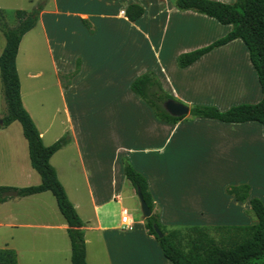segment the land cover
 <instances>
[{
  "label": "crops",
  "instance_id": "1",
  "mask_svg": "<svg viewBox=\"0 0 264 264\" xmlns=\"http://www.w3.org/2000/svg\"><path fill=\"white\" fill-rule=\"evenodd\" d=\"M173 1L49 0L18 44L15 69L23 109L44 146L66 138L49 164L82 222L86 264H170L147 234L142 217L134 221L127 211L132 229L120 228V210L125 209L120 193L127 189L128 197L136 196L123 177L122 159L145 179L153 213L165 227L249 225L248 200L256 198L264 206V161L259 155L264 138L258 123L187 115L168 124L155 119L129 90L134 78L151 72L165 93L188 108L209 106L224 112L261 98L239 39L187 67L176 66L177 55L207 46L231 26L192 11L178 12ZM209 1L232 4L235 0ZM130 4L143 9L133 22L123 16ZM81 20H86L91 33ZM3 46L4 38L0 53ZM76 61L78 71L69 78ZM46 62L50 78L39 89L43 74L33 70ZM220 62L237 66L234 77L216 69ZM49 83L56 89L52 91L56 104ZM45 91L52 102L40 98ZM8 148L11 157L16 148L20 150L15 154L19 164L15 163L14 177H8L4 163ZM246 156L256 159L246 177L227 179ZM38 183L20 125L0 127V187ZM229 184L247 185L246 201L227 196L224 190ZM17 230L23 235L15 239ZM0 234V248L12 249L17 264H70L66 224L49 192L7 197L0 203Z\"/></svg>",
  "mask_w": 264,
  "mask_h": 264
},
{
  "label": "trees",
  "instance_id": "2",
  "mask_svg": "<svg viewBox=\"0 0 264 264\" xmlns=\"http://www.w3.org/2000/svg\"><path fill=\"white\" fill-rule=\"evenodd\" d=\"M173 6L178 12L192 11L212 18L219 24L231 26L228 33L207 46L177 55L176 66L187 67L203 54L231 40L239 39L246 48L248 61L261 94L260 100L255 104H240L224 112H218L209 106H192L189 107L188 115L226 123L256 122L261 126L264 138V0H235L232 4L209 0H174ZM42 8L43 5L38 4L30 11L15 10L13 12L15 25L11 28L6 25L4 14L0 10V33L4 38V46L0 53V88L4 113L0 118L2 122L0 127H7L12 122L20 125L22 137L26 142L29 165L39 177L37 185L22 188L0 187V203L7 199L1 197L4 191H15L16 197L49 192L66 224L70 264H86L82 222L49 164V158L66 143V138H60L53 144L44 146L20 102L19 82L15 69L18 44L22 36L35 26ZM142 13V7L136 4H130L123 10V16L128 22L136 21ZM81 23L91 33L86 20H81ZM77 71L78 61L68 77L71 78ZM129 90L150 108L158 121L175 124L184 119L174 118L165 113L162 108L164 101H178L161 89L158 79L151 72L142 73L134 78ZM121 164L124 179L134 191L137 189L140 191L150 211V216L143 220L144 228L147 234L153 237L163 257L170 264H264V206L258 199L248 200L249 212L253 218L249 225L165 227L159 223L156 213H153L154 205L145 179L134 171L126 159H122ZM224 191L227 196L239 203L248 198V186L245 184L227 186ZM153 225L162 234L161 238L155 235ZM0 264H17L15 252L6 247L0 248Z\"/></svg>",
  "mask_w": 264,
  "mask_h": 264
},
{
  "label": "rangeland",
  "instance_id": "3",
  "mask_svg": "<svg viewBox=\"0 0 264 264\" xmlns=\"http://www.w3.org/2000/svg\"><path fill=\"white\" fill-rule=\"evenodd\" d=\"M48 2H49V0H0V9L4 11V21H5L6 25L9 28H11V27H13L15 25V19H14V16H13V12L15 10L30 11L31 9L35 8L36 5H38V4H42L43 7H46L48 5ZM199 23H200V25H202V23H205V21L204 22L200 21ZM206 26L210 27L209 24L206 25ZM0 40H2V42H3V37L2 36L0 37ZM242 59H243V57H242ZM20 64L22 65V68L25 67V61L24 60H21ZM39 65H40L39 69H34L33 71L39 70L43 74V76L39 80V84H38L39 89H41L42 87H46V85H48L46 83V78H50V74L48 75V73L50 72V67H49L47 62L43 63V64L39 63ZM236 67L237 66H235V68ZM235 68H233L231 65L225 64V62H220L216 66L217 70H223L224 72H226V74H230L231 77H234V75L236 73V70H234ZM49 87H50L49 93L52 95L53 101L56 104V102L58 103V100H57V97H56V93L52 92L53 90L56 91V89H54V87H52L50 85V83H49ZM47 96H48V94L45 91L44 94L40 95V98L45 99V100L47 99V100H50V102H52V98L48 99ZM0 98L2 100L1 88H0ZM37 98H39V97H37ZM1 102H2V105H1L0 111H1V113L3 115V113H4L3 100ZM42 102H45V101H42ZM189 118H193V117H189ZM7 151H8L7 152V156L4 159V163L6 165V168L8 169L7 175H8V177H10V176L14 177V174L16 173V169H17L15 167L16 166L15 163L19 164V160H18L17 157L15 158V156H16L15 154H16V151H17L18 155H19L20 150H18L16 148L15 151H14V155L12 157L10 156V152H11L10 148H8ZM259 155H260L261 159L264 161V146H263L262 151H259ZM252 159H255V157L246 156V158L240 159L241 165L238 166V171L236 172V170H237L236 169V170H234V172H230V174L226 175L227 179H230V178L234 179V177L235 176L238 177V175L246 177L245 173L248 171L249 165L252 166V161H253ZM228 165H229V168H233L234 165H232V159L228 160ZM259 168H262V165H260ZM12 173H14V174H12ZM263 176H264V173H263ZM247 178H248V176H247ZM231 185H233V184H229L227 186H231ZM128 188H131V187H128ZM120 195H121L120 198H121V201H122L121 202V206L124 207L125 209H127L130 217L134 221L140 220L141 219V212H140L139 203H138V200H137L136 196H131V197L129 196L128 197L127 189L122 190ZM247 212H248V216L251 218V222H252L253 218L251 216V213L249 212V210ZM84 213H83V215H84ZM19 235L20 236L23 235L22 231H20V230L14 231V238L15 239H17V236H19ZM87 237H89L90 239L92 238L91 235L88 234V233H87Z\"/></svg>",
  "mask_w": 264,
  "mask_h": 264
},
{
  "label": "water",
  "instance_id": "4",
  "mask_svg": "<svg viewBox=\"0 0 264 264\" xmlns=\"http://www.w3.org/2000/svg\"><path fill=\"white\" fill-rule=\"evenodd\" d=\"M162 108L167 115L174 118L185 117L189 114V108L187 106L175 102L173 100L164 101L162 103ZM1 124L2 122L0 120V126ZM135 195L139 203L141 217L144 220L150 216V211L147 208L145 202L143 201L140 191L138 189L135 191ZM16 196L17 194L15 191H4L1 193V197H16ZM152 229L158 238L162 237V234L157 230V228L154 225L152 226Z\"/></svg>",
  "mask_w": 264,
  "mask_h": 264
},
{
  "label": "built area",
  "instance_id": "5",
  "mask_svg": "<svg viewBox=\"0 0 264 264\" xmlns=\"http://www.w3.org/2000/svg\"><path fill=\"white\" fill-rule=\"evenodd\" d=\"M119 224H120L121 230H123V231H129L132 229L133 223L130 221L126 209L120 210Z\"/></svg>",
  "mask_w": 264,
  "mask_h": 264
}]
</instances>
